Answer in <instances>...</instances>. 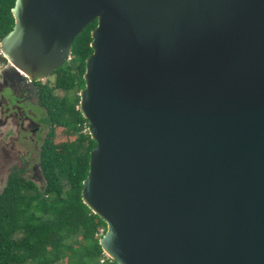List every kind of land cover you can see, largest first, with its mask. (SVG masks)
I'll list each match as a JSON object with an SVG mask.
<instances>
[{"label": "water", "instance_id": "1", "mask_svg": "<svg viewBox=\"0 0 264 264\" xmlns=\"http://www.w3.org/2000/svg\"><path fill=\"white\" fill-rule=\"evenodd\" d=\"M1 39L43 80L92 30L84 202L118 264H264V0H16Z\"/></svg>", "mask_w": 264, "mask_h": 264}, {"label": "trees", "instance_id": "2", "mask_svg": "<svg viewBox=\"0 0 264 264\" xmlns=\"http://www.w3.org/2000/svg\"><path fill=\"white\" fill-rule=\"evenodd\" d=\"M15 3L0 0V39L14 28ZM97 25L93 21L76 37L70 60L53 72L54 86L41 97L52 120L42 149V185L15 167L0 190V264H118L100 244L106 221L82 196L97 142L79 108V91ZM59 130L66 139L57 141Z\"/></svg>", "mask_w": 264, "mask_h": 264}, {"label": "flooded vegetation", "instance_id": "3", "mask_svg": "<svg viewBox=\"0 0 264 264\" xmlns=\"http://www.w3.org/2000/svg\"><path fill=\"white\" fill-rule=\"evenodd\" d=\"M52 75L53 73L43 80H31L24 74H17L11 65L1 72L0 128L5 129L4 135L8 133L9 137L13 136L4 148L9 146L11 150L15 151L18 142L27 147L26 152L15 151L16 157L23 159V164L15 167L35 181L43 180L41 172L42 149L52 125L48 110L41 98L48 90Z\"/></svg>", "mask_w": 264, "mask_h": 264}, {"label": "rangeland", "instance_id": "4", "mask_svg": "<svg viewBox=\"0 0 264 264\" xmlns=\"http://www.w3.org/2000/svg\"><path fill=\"white\" fill-rule=\"evenodd\" d=\"M0 42H1V39H0ZM10 65L11 64L9 62H7L6 58L2 54L1 43H0V79H1L2 70L6 67L9 68ZM50 78H52V79L49 80V84L51 86H54L55 75H52ZM54 93L56 95H60V94H63L64 92L60 89H55ZM79 95H80V91H79ZM79 105H80V103H79ZM0 117H1V114H0ZM6 129H8V128H6ZM4 130H5L4 128H0V190H2L3 187L5 186V184L7 183V180H8V177H9L11 171H12V168H14L15 166L23 164V162H22L23 159H19L18 157H16L15 151L22 150L23 152H26V149H27V147L20 142H18L16 144L17 147H16L15 151L11 150L9 146L4 148L6 143L10 141L11 137H13V136L9 137L8 133L6 135H4L3 134ZM11 131H13V129ZM66 138H67L66 134L62 133L61 130H59L57 133V137H56L57 141H61V140H64ZM37 182L40 185H42V181L37 180Z\"/></svg>", "mask_w": 264, "mask_h": 264}, {"label": "bare ground", "instance_id": "5", "mask_svg": "<svg viewBox=\"0 0 264 264\" xmlns=\"http://www.w3.org/2000/svg\"><path fill=\"white\" fill-rule=\"evenodd\" d=\"M25 75V74H24Z\"/></svg>", "mask_w": 264, "mask_h": 264}]
</instances>
